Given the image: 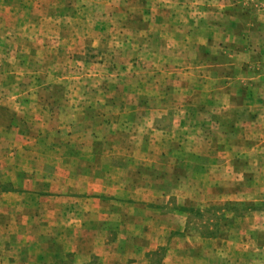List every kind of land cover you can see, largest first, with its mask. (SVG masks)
Wrapping results in <instances>:
<instances>
[{"label": "rangeland", "instance_id": "rangeland-1", "mask_svg": "<svg viewBox=\"0 0 264 264\" xmlns=\"http://www.w3.org/2000/svg\"><path fill=\"white\" fill-rule=\"evenodd\" d=\"M218 1L0 0V264H264V0L207 30L209 7L237 13ZM183 22L213 68L189 66ZM81 118L115 140L99 178L60 161L51 128L87 142Z\"/></svg>", "mask_w": 264, "mask_h": 264}, {"label": "crops", "instance_id": "crops-1", "mask_svg": "<svg viewBox=\"0 0 264 264\" xmlns=\"http://www.w3.org/2000/svg\"><path fill=\"white\" fill-rule=\"evenodd\" d=\"M217 2H222V1H218V0H215ZM234 2L235 5H238L236 7L237 9V13L236 14H233V15H228V12H227V8L226 6L222 7V4L220 6H211L209 7L208 9V12L207 14L205 13V17L202 18L203 21H205L204 23L207 24V30H211L212 31V24L213 26L216 25L214 22H212L211 24V19H216L218 20L217 18H220L221 19V22L220 24L224 25L225 27L228 26L229 24V17L231 19H234V21L236 20H239V19H242V23L245 22V19H246V15L247 16H252L253 13H255V11L253 10L254 7L253 5H249L251 9V11L253 12H249L247 13L245 11V3H246V0H232ZM238 3V4H236ZM191 14V13H190ZM257 14V13H256ZM218 15V16H217ZM191 17V16H190ZM187 24L191 21L189 18H187ZM230 23H233V22H230ZM187 24H183L181 25V28L182 29H178L182 35H186L187 37V42H189L188 46H186L187 48L186 51H187V55H188V58L190 60L189 62V66L190 67H193V68H209V67H212L215 66L216 64H213L212 60H211V51H212V46H210L212 44V41L209 42L210 40V37H207L206 41L203 42V44H200L201 42L199 43H196L197 40L196 38H191V34L192 35H196V33L199 31L198 29H196V27L193 28V26H188ZM249 25L252 23H248ZM192 25V24H191ZM195 25V23H194ZM258 27H260V23L257 24ZM230 27V28H229ZM228 29L230 30L232 28V26H229ZM264 28V26H263ZM260 29V28H259ZM159 31L157 30V32H154L153 34H151V36H153V38L151 37H148L147 34H148V28L147 29H143L141 31H139V34L134 32L132 34V37H134V39H136V41L138 40L139 42V47L141 48H151L152 47V43H154L155 41L159 42L161 38V34L157 35ZM164 33V31H161ZM179 32V33H180ZM261 33L264 34V30H261ZM157 35V36H156ZM210 35V33H209ZM238 35V34H237ZM212 38H215V43L214 44H219L221 45L223 42H222V37L220 36H216V35H213ZM213 45V44H212ZM149 46V47H148ZM196 47L199 49L198 51L196 50ZM252 47V46H251ZM251 47L250 48V51H251ZM179 48V46H178ZM194 48V49H192ZM248 48V49H249ZM258 48V49H257ZM225 49V50H224ZM239 47L237 44H233V48L231 47H226L224 46V48H221V50L223 51V53H226V52H234L236 53V51H238ZM244 49V48H243ZM259 49H264V37L259 39L258 40V44L254 46V48H252V51L254 50L255 53H257V56L259 57L260 59V63L264 62V54L262 53V51H260V53L258 54L259 52ZM227 54V53H226ZM191 63V64H190ZM164 64V62L162 63ZM221 67H222V63L219 64ZM202 66V67H201ZM192 69V68H191ZM143 75H146V74H143ZM231 75L229 76L228 73L226 74H219L217 75V79L219 78H224V79H231ZM259 79H264V78H259ZM143 81V80H141ZM259 81V80H258ZM257 83V82H256ZM255 84H253L254 86ZM252 89V88H251ZM89 111H96V108L92 107V108H89ZM47 122H50V118L47 117ZM109 119L107 118L106 122H108ZM79 123H83L84 124V127L82 128V131H83V134L85 136H88L90 139L87 141V142H83L79 136H77V138L71 134L72 131L74 132V128L71 127V128H66V126H59L58 128H51L52 132H55L56 134L58 133L59 134V131H61V137L59 138V140H61V142H59L58 145V148H62L65 150V152H63V155L61 156V159L60 161L63 162V161H69V159L71 160V162L75 163L74 167L78 169V176H83V175H88L90 174V176L92 177H98V174H99V170H100V165H99V160L101 158V156H104V157H110V159L112 160L111 158V155L113 154V152L111 153L110 152V149L112 146H114L115 144V140L110 138V137H104V138H101L99 134H97V130H95L94 128H92L91 126H89V123H86L85 120L83 118H81L79 120ZM82 124V125H83ZM66 128V129H63L62 128ZM61 129V130H59ZM115 129V128H114ZM111 130L110 134L111 136H113L115 134V130ZM35 130H37V132L34 134L35 138H38L39 136L41 137L42 136V133H43V130L40 129V128H35ZM80 133V132H79ZM79 133H77L76 135H78ZM32 136V134H31ZM72 139H75V140H72ZM103 146L104 147V150H100L99 148ZM91 148L90 149V152L89 153H86L87 155L85 157H82V151H83V148ZM70 149H73L77 154L75 155H68V150ZM126 156H123L122 160H126L125 158ZM116 159V157H115ZM73 167V170L77 171L75 168ZM87 168H89L90 170H88ZM128 174H131V172H128ZM68 176V174H67ZM39 176L36 174L35 175V178L36 180H39L40 178H38ZM99 178V177H98ZM86 179V178H85ZM41 181V180H39ZM3 189L5 191L7 190H10V187H3ZM2 189V190H3ZM3 190V191H4ZM12 191H15V190H12ZM37 192H33L34 194H44V193H47V192H43V191H40V190H36ZM66 191V190H65ZM65 191L63 193H65ZM96 191H98L96 189V186L95 184L93 183H87V187H86V191H82V192H78L79 195H84L83 192H86L88 195H90V193L93 195V193H95ZM67 193V192H66ZM80 199V198H79ZM74 201H78V199H73ZM80 200H84V199H80Z\"/></svg>", "mask_w": 264, "mask_h": 264}]
</instances>
